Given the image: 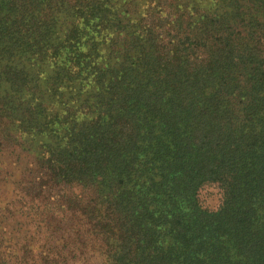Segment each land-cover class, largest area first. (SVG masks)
I'll return each instance as SVG.
<instances>
[{"label": "trees", "instance_id": "trees-1", "mask_svg": "<svg viewBox=\"0 0 264 264\" xmlns=\"http://www.w3.org/2000/svg\"><path fill=\"white\" fill-rule=\"evenodd\" d=\"M0 145V264H264V0H0Z\"/></svg>", "mask_w": 264, "mask_h": 264}, {"label": "rangeland", "instance_id": "rangeland-1", "mask_svg": "<svg viewBox=\"0 0 264 264\" xmlns=\"http://www.w3.org/2000/svg\"><path fill=\"white\" fill-rule=\"evenodd\" d=\"M30 163L31 157L18 147L0 145V235L18 243L30 236H35L38 241L43 238V228L37 216V202L26 199L20 192ZM208 190L210 194L207 198L210 206H214L218 198L216 189ZM48 242L52 243L50 239ZM70 261H74V264H88V261L84 262L82 259Z\"/></svg>", "mask_w": 264, "mask_h": 264}]
</instances>
